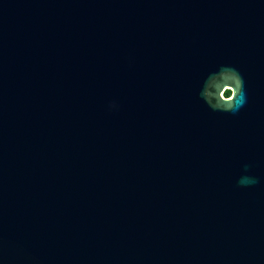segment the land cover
<instances>
[{
    "label": "water",
    "instance_id": "1",
    "mask_svg": "<svg viewBox=\"0 0 264 264\" xmlns=\"http://www.w3.org/2000/svg\"><path fill=\"white\" fill-rule=\"evenodd\" d=\"M0 264H264V0H0Z\"/></svg>",
    "mask_w": 264,
    "mask_h": 264
},
{
    "label": "clouds",
    "instance_id": "2",
    "mask_svg": "<svg viewBox=\"0 0 264 264\" xmlns=\"http://www.w3.org/2000/svg\"><path fill=\"white\" fill-rule=\"evenodd\" d=\"M198 100L210 111L235 115L246 103L245 78L233 64H219L209 70L197 88ZM120 105L112 100L107 104L109 112H117ZM249 165H244V174L237 180V186L249 187L259 183V178L248 174Z\"/></svg>",
    "mask_w": 264,
    "mask_h": 264
}]
</instances>
